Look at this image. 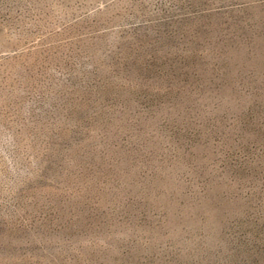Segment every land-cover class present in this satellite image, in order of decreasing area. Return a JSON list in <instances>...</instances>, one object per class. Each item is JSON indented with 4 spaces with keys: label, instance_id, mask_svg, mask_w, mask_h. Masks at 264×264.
I'll list each match as a JSON object with an SVG mask.
<instances>
[{
    "label": "rangeland",
    "instance_id": "374dc122",
    "mask_svg": "<svg viewBox=\"0 0 264 264\" xmlns=\"http://www.w3.org/2000/svg\"><path fill=\"white\" fill-rule=\"evenodd\" d=\"M0 264H264V0H0Z\"/></svg>",
    "mask_w": 264,
    "mask_h": 264
}]
</instances>
